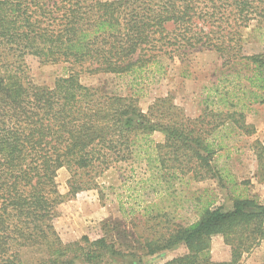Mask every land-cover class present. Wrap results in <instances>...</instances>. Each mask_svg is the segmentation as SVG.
Instances as JSON below:
<instances>
[{
	"label": "trees",
	"instance_id": "1",
	"mask_svg": "<svg viewBox=\"0 0 264 264\" xmlns=\"http://www.w3.org/2000/svg\"><path fill=\"white\" fill-rule=\"evenodd\" d=\"M252 21L264 29V0H0V264H30L25 250L37 254L31 264H149L137 250L154 255L182 245L187 252L163 264H244V254L264 240V202L253 197H235L230 209L205 202L195 221L174 227L151 206L147 220L165 226L138 235L137 250H123L106 233L66 243L55 220L58 206L83 191L97 190L101 200L116 194L121 187L99 182L112 168L130 169L132 177L150 172L170 186L189 173L196 181L222 179L216 131L229 122L252 134L238 107L245 98L264 103V51L244 52L241 29ZM201 51L218 54L222 75L197 118L170 94L145 112L136 96L80 79L82 71L137 77L163 58L188 62ZM28 56L69 63L71 71L52 86L37 85ZM221 104L226 110L212 106ZM155 133L164 140L155 142ZM254 147L264 183V144ZM62 168L70 173L65 194L57 182ZM217 234L230 247L228 260L212 258Z\"/></svg>",
	"mask_w": 264,
	"mask_h": 264
},
{
	"label": "rangeland",
	"instance_id": "2",
	"mask_svg": "<svg viewBox=\"0 0 264 264\" xmlns=\"http://www.w3.org/2000/svg\"><path fill=\"white\" fill-rule=\"evenodd\" d=\"M241 31L246 54L264 51V29L258 28L257 22L252 21L249 27L242 28ZM189 59L188 62H180L163 58L162 64L149 67L148 71L137 77L82 71L80 79L85 85L136 96L145 112L157 97L170 94L173 102L184 109L186 115L197 118L207 107L205 101L208 96L213 98L212 87L222 75V59L214 51L194 53ZM26 65L28 77L37 85L52 86L58 78L69 75L71 71L69 63H44L34 56L26 58ZM242 93L239 91L241 97ZM244 104L238 108H242L246 114L245 123L253 126L254 132L246 134L228 122L229 124L222 125L215 133L218 142L222 144L215 157L217 166L222 171V179L196 181L189 173L183 175L182 180L175 179L170 186L164 181H153L150 172L139 176L134 172L132 177L130 169L126 171L112 168L99 178L100 184L121 187L109 199L101 200L97 190H88L58 206L59 216L55 220V227L62 240L67 243L85 236L96 240L107 234L123 250H137L138 235L146 239L165 226V223H160L154 229L152 225L156 219L147 220L145 212L151 206H156L162 213H168L171 219L169 225L174 227L176 224L195 221L199 212L197 208L211 200L213 206H222L225 209H230L234 198L238 196L253 197L264 202V183L260 181L259 162L254 147L257 141L264 144V103L245 98ZM212 106L223 110L227 108L223 104ZM151 138L155 142H162L164 135L155 133ZM69 177L70 173L66 168L59 170L57 182L62 194L68 191ZM118 194H123V199L127 202L125 207L134 210L131 214L126 216L123 213L119 203L122 197H118ZM161 220L157 218V221ZM137 251L143 262L163 264L186 253L187 249L182 245L154 255ZM211 254L215 261L230 258V247L225 244L222 234L212 236ZM21 257L30 264L37 260V254L31 250L23 251ZM243 263L264 264V240L252 251L244 254ZM110 264L130 262L117 258Z\"/></svg>",
	"mask_w": 264,
	"mask_h": 264
}]
</instances>
